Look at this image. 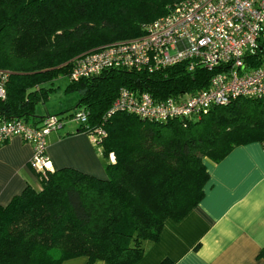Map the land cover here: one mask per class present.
<instances>
[{
	"label": "trees",
	"instance_id": "obj_1",
	"mask_svg": "<svg viewBox=\"0 0 264 264\" xmlns=\"http://www.w3.org/2000/svg\"><path fill=\"white\" fill-rule=\"evenodd\" d=\"M179 1L0 0V120L40 124L46 115H36V105L48 99L54 80L67 78L65 92L76 97L63 111L82 110L86 120L75 121L76 131L90 138L101 131L93 142L103 157L114 156L106 178L72 167L34 170L39 187L29 184L0 205V264H62L79 256L86 264H133L166 219L181 220L203 198L206 161L218 163L239 145H264V97H237L161 122L109 113L121 87L158 99L203 90L212 72L202 67L110 68L71 78L80 55L140 37ZM260 43L249 66L264 58V38Z\"/></svg>",
	"mask_w": 264,
	"mask_h": 264
},
{
	"label": "built area",
	"instance_id": "obj_2",
	"mask_svg": "<svg viewBox=\"0 0 264 264\" xmlns=\"http://www.w3.org/2000/svg\"><path fill=\"white\" fill-rule=\"evenodd\" d=\"M264 38V0H181L145 27L140 37L104 45L80 55L71 78L79 80L110 68L155 72L178 63L188 70L212 72L203 90L156 98L146 91L121 87L109 113L122 111L149 121H168L206 111L237 97H264V58L249 66ZM5 75L0 73V98L5 96ZM64 117L46 115L40 124L22 119L0 120V147L13 136L32 145L29 161L38 172L52 170L46 152L47 135L59 130ZM70 120L85 122L78 110ZM97 131L91 139L94 141Z\"/></svg>",
	"mask_w": 264,
	"mask_h": 264
},
{
	"label": "crops",
	"instance_id": "obj_3",
	"mask_svg": "<svg viewBox=\"0 0 264 264\" xmlns=\"http://www.w3.org/2000/svg\"><path fill=\"white\" fill-rule=\"evenodd\" d=\"M47 114L55 112L46 110L43 115ZM78 125L67 120L47 135L46 152L53 168L72 167L106 178L105 166L114 160L113 154L103 157L86 133L76 131ZM32 153V145L19 136L0 147V205L29 184L37 187L29 164ZM205 164L209 179L203 198L181 220L166 219L157 240L133 264H264L259 256L264 249V145H239L220 162ZM86 261L79 256L62 264Z\"/></svg>",
	"mask_w": 264,
	"mask_h": 264
},
{
	"label": "rangeland",
	"instance_id": "obj_4",
	"mask_svg": "<svg viewBox=\"0 0 264 264\" xmlns=\"http://www.w3.org/2000/svg\"><path fill=\"white\" fill-rule=\"evenodd\" d=\"M68 84L67 78H59L54 80L53 90L49 93V97L45 102H40L35 107V114L42 115L46 112V110L58 113L63 117H70L72 114L71 109L63 111L65 107H68L75 100L76 95L74 93L65 92V87ZM48 86V85H47ZM62 110V111H61ZM72 126L75 123L71 124ZM36 189L39 187L36 185Z\"/></svg>",
	"mask_w": 264,
	"mask_h": 264
}]
</instances>
